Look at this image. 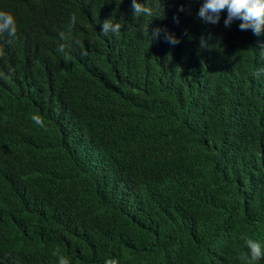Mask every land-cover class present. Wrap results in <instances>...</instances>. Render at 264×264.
Segmentation results:
<instances>
[{
  "label": "trees",
  "instance_id": "16d2710c",
  "mask_svg": "<svg viewBox=\"0 0 264 264\" xmlns=\"http://www.w3.org/2000/svg\"><path fill=\"white\" fill-rule=\"evenodd\" d=\"M20 1L31 5L26 38L0 55V153L20 168L9 182L0 179V206L14 219L0 224V259L252 264L245 241L264 246V74L249 93L254 58L243 37L220 32L227 63L202 76L198 29L173 31L182 60L172 59L173 44L144 32L132 0ZM105 20L120 31L101 33ZM40 55L99 144L109 139L130 158L120 184L100 189L99 174L68 150L56 155L29 140L26 74ZM44 221L54 223L38 238Z\"/></svg>",
  "mask_w": 264,
  "mask_h": 264
},
{
  "label": "clouds",
  "instance_id": "9594fccd",
  "mask_svg": "<svg viewBox=\"0 0 264 264\" xmlns=\"http://www.w3.org/2000/svg\"><path fill=\"white\" fill-rule=\"evenodd\" d=\"M124 1L127 0H119ZM146 1L147 4L141 0H132L130 3L132 13L136 17L144 16L142 27L145 33L156 40H164L166 36L168 42L173 44L166 50L170 58H182L176 45L179 41L172 34L173 31L182 30L184 25L186 29H198L204 38L201 48L204 68L202 76L212 74V71L219 70L227 63V52L219 40V33L225 28H231L230 31L243 37L250 49V55L254 58L248 56L253 64L251 73L244 79L250 86L248 92L251 93L258 81L263 78L264 0H184L178 4L169 0ZM30 8L31 5L24 1L0 0V55L1 48L4 47L7 51L11 45V52L22 38H26L23 23ZM71 23L73 26L76 24L75 15L71 17ZM120 29V24L105 20L100 32L107 35L110 32L118 33ZM168 32L172 35H166ZM60 38L65 40V34L61 33ZM58 51L63 53L65 45L61 44ZM236 60L230 63L236 65ZM50 63L41 55L37 56L30 62L29 72L26 74L28 86L24 97L32 106L29 140H34L43 149L52 148L56 155L63 148L68 150L76 157L80 168L99 174L96 179L100 182L97 185L100 189L120 184L128 177L127 167L131 164L130 158L126 154L115 153L114 145L109 139L103 138L104 142L99 144L97 132L87 121L80 107L73 103L55 78L46 74ZM240 70H244L242 65ZM3 130H6L5 125L0 124V131ZM9 136L6 135L7 138ZM19 170L18 165L0 153L1 180L9 182L10 179L19 176L17 173ZM11 209L0 206V224L6 225L7 221L11 223L14 221ZM51 222L44 221L35 227L40 234L38 238L46 237ZM245 243L252 264L264 259V246L260 242L249 238ZM0 260L2 264H19L16 261L9 263L4 256ZM57 260L58 264H70V258L67 256H58ZM109 264L117 262L111 260Z\"/></svg>",
  "mask_w": 264,
  "mask_h": 264
},
{
  "label": "bare ground",
  "instance_id": "6f19581e",
  "mask_svg": "<svg viewBox=\"0 0 264 264\" xmlns=\"http://www.w3.org/2000/svg\"><path fill=\"white\" fill-rule=\"evenodd\" d=\"M121 18V17H120ZM116 21V20H115ZM100 33V32H99Z\"/></svg>",
  "mask_w": 264,
  "mask_h": 264
}]
</instances>
